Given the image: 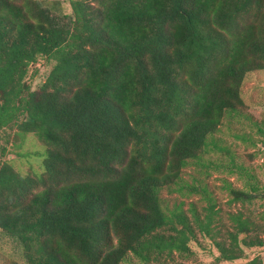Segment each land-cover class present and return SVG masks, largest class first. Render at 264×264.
<instances>
[{"label":"trees","instance_id":"trees-1","mask_svg":"<svg viewBox=\"0 0 264 264\" xmlns=\"http://www.w3.org/2000/svg\"><path fill=\"white\" fill-rule=\"evenodd\" d=\"M70 3L68 14L44 0H0V131L45 145L33 174L0 145V233L25 264H194L192 243L203 239L220 263L264 247V211L261 221L230 211L226 222L204 180L183 179L195 163L209 174L207 155L221 152L229 162L215 168L246 178L247 189L227 184L231 202L264 196L217 135L245 115L242 84L264 69V0ZM40 60L51 70L33 88ZM257 132L264 144L259 123ZM165 188L206 204L164 206Z\"/></svg>","mask_w":264,"mask_h":264},{"label":"rangeland","instance_id":"rangeland-1","mask_svg":"<svg viewBox=\"0 0 264 264\" xmlns=\"http://www.w3.org/2000/svg\"><path fill=\"white\" fill-rule=\"evenodd\" d=\"M45 3L57 7L63 13H72L70 0H44ZM38 70L32 80L33 88L45 81L51 70V65H46L43 60L38 61L30 68V80L35 70ZM242 96L245 105L242 111L245 115L239 116L231 122L226 121L221 130L217 133L224 143L231 147V151L236 155L238 162L243 163L256 173L262 184H264V144L258 141V123L264 127V69L249 72L246 80L242 84ZM236 134L254 135L255 141L239 139ZM0 145H7L8 161L16 170L23 174H33L42 171V160L45 145L34 134H19L16 128L0 131ZM211 158L209 174H201L199 166L191 164L186 167L183 173L184 181L194 183L193 177L203 179L208 185L213 196L217 200V207L222 208V215L226 222H229L228 213L230 211L242 210L247 215H252L256 221H261V212L264 211V196L257 197L252 203L241 201L231 202L232 194L227 189V184L237 188H246V178L237 171L230 168H215V165H223L229 162L226 154L218 152L207 155ZM164 199V206L173 207L175 202L184 200V208L189 207L190 201L197 202L199 207L206 204L202 194L195 192L189 194L187 190H170L165 188L161 192ZM203 238H201L202 241ZM195 255L188 260L189 263L204 264H243L256 256H259L264 263V247L247 248V256L234 262H216L218 250L209 239H203L201 243H192ZM0 264H25L22 247L14 239L0 233ZM142 264L137 259L131 263Z\"/></svg>","mask_w":264,"mask_h":264}]
</instances>
